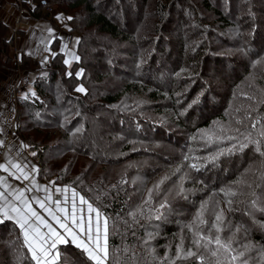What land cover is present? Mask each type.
Returning <instances> with one entry per match:
<instances>
[{
	"label": "rangeland",
	"instance_id": "1",
	"mask_svg": "<svg viewBox=\"0 0 264 264\" xmlns=\"http://www.w3.org/2000/svg\"><path fill=\"white\" fill-rule=\"evenodd\" d=\"M71 1L56 0L45 9L55 15L57 22L54 19L52 23L59 31L67 32L66 54L62 57L70 63L62 68V73L69 77L63 80L64 86L71 84L72 88L59 94L61 112L58 109L56 114L43 115L42 127L37 129L17 130L16 100V136L22 140L23 133L46 146L70 142L73 131L83 127L82 121L75 119L72 130L63 127L84 107L79 99L96 103L88 109L94 118L86 135L77 138L79 145L86 141L87 145L111 151V157L118 161L138 154L119 162L117 167L119 174L133 171L129 178L135 189L146 193L151 190V194L166 189V195L173 193L179 195L177 198L195 195L186 197L178 207L179 214L186 215L188 223L195 224L202 235H219L222 242H230L232 251L226 253L221 249L219 262L243 264L246 260L247 264H264V156L256 151L255 144L237 150L239 144L248 142L245 137L250 133L264 151V137L260 135L264 131V0H110L107 13L113 14L121 34L112 36L92 29L85 69L79 61L75 62L80 36L70 30L81 7H71ZM164 3H171L168 12ZM208 5L229 17L231 25L223 27ZM20 7L24 6L16 5L17 11ZM57 16L63 19L58 20ZM16 48L14 34L10 46L13 58L1 68L14 65L18 72L27 75V66L13 62L21 60ZM92 51L98 54H91ZM81 69L86 71L83 79L75 80L74 75ZM32 84L21 83L17 93L31 94ZM78 86H83L85 92H77ZM114 95L112 101L106 99ZM198 105L204 123L195 126V114L191 126H180L183 117L176 113V108L190 106L192 110ZM22 112L18 121L33 126L24 108ZM87 113H83L84 119ZM256 121L259 123L253 128ZM121 123L127 125L124 131H129V135L119 129ZM205 132L213 135L212 142ZM217 136L219 140L215 139ZM233 145L237 147L230 154L220 155L214 163L210 161ZM50 152L44 156L43 170L55 178L58 174L59 184L71 186L85 196L67 180L93 168L90 156L56 146ZM192 164L200 166L199 172L190 167ZM101 169L104 173L107 168ZM115 170L116 166L109 174H116ZM198 211L206 221L203 225L196 219ZM217 214L222 215L221 221H216ZM214 224L221 231L217 232ZM160 230L161 226H156L150 235L159 236ZM63 255L71 257L65 251ZM232 256L238 259L232 260Z\"/></svg>",
	"mask_w": 264,
	"mask_h": 264
},
{
	"label": "trees",
	"instance_id": "2",
	"mask_svg": "<svg viewBox=\"0 0 264 264\" xmlns=\"http://www.w3.org/2000/svg\"><path fill=\"white\" fill-rule=\"evenodd\" d=\"M34 1L33 7L27 6L25 2L22 1L26 14L31 18H45L54 22L53 16L45 7L56 0H47L44 2L40 0ZM109 2L110 0H72L69 3L71 7H81V14L79 17L76 16L72 19V21H74L71 23L70 30L76 32L80 36L78 44L79 59L75 62L77 63V61H79V63L83 64L85 66L84 69L88 66L87 60H89V56L87 52H90V39L88 35L92 32V29L97 30V32H105L112 36L121 34L119 25L115 21L113 14L108 15L107 13L106 6ZM16 4L19 5L18 3ZM170 4H163L166 12H168V8H171ZM208 7L214 11L217 20L223 27L231 25L229 17H226L220 10H217V8H214L212 5H208ZM162 15L160 11V18ZM13 36L14 34L11 28L0 14V68L9 65L10 60L13 58L10 55V46ZM91 54L98 53L92 51ZM62 55V53L57 51L55 55L51 56L46 72L44 74H38L32 79L33 84L31 86L33 87V92L31 94L25 93V95H20L17 93L18 111L15 120L18 131L28 130L29 128L32 129L33 127L36 129L42 127L41 124H43V121H41V117L43 115L47 116L50 112L56 114L58 113V109L61 112L63 103L62 97L59 94L65 89L72 88L71 84L66 86L63 84V80H69V77L62 73V68L66 66L64 63L65 59ZM13 62H16L20 67H28L27 58L23 57L19 62L14 59ZM84 69L79 71L82 73L79 77L74 75L73 78L75 80L83 79L86 72ZM33 93H35V95H33ZM87 95L88 93L84 95V98ZM24 97L27 98L25 99ZM114 98L115 95L113 97H106L109 101H112ZM84 101L83 98L79 99L81 106H84L78 111L79 117L76 115L63 127L65 130L66 127L67 130H72L74 128L75 119L82 121L83 127L79 129V131H73L70 136V142L65 141L46 146V144H40L35 137H29L23 133L22 141L31 154L33 152L36 153V155H32V157L38 166L40 175L49 176L50 173L43 170V165L46 160L45 157L51 153L50 151L52 149H55V146L59 150L62 148H69L78 153L81 151V154L84 156H90L91 164L94 165L93 168H87L80 173H76L74 177L67 181L80 190L88 199L92 200L94 205L98 207L105 216L109 217L108 244L111 252L109 264H189L192 261L199 263L194 258H176V248L181 244L184 250L181 254L182 256L191 248L193 251H198L205 256L204 264H216V258L210 257L203 249L198 250L194 247L192 241L195 238L194 232L197 231L198 227L195 224L188 223L186 215H181L178 211V207L185 203L186 197L193 198L195 195L188 194L185 197L182 196L181 198H177L179 195L173 193L170 196H168V194L166 195V189L151 195H149V192H144L143 189H135L136 185L131 184L129 178L133 171L128 170L127 174H119L117 167L119 162L137 156L138 154L124 157L118 161L111 157V151L107 152L96 145H87L86 141L83 145H79L78 139L80 135H86V131L91 125L90 120L92 121L94 118L91 116L92 114L88 112V109H91V106L96 104L90 102L85 103L86 101ZM23 108L26 111L25 115L30 118V122L33 123V126L32 124L28 125L27 123L18 121V117L23 115ZM179 108H181V106L176 108V113L183 117V121L181 119L179 122L180 126L186 128L191 126V121L194 120L195 114L198 120L195 122V126L204 123V121L200 120L201 114L200 111H198L199 105L193 107L192 110L190 106L182 110ZM84 112H88L86 115L88 116L87 119L82 117ZM124 128H127V125L121 123L119 129L124 131ZM65 130L62 129L63 132ZM124 133L130 134L129 131H124ZM178 146L180 148L185 147V145ZM92 147L94 149H92ZM97 166H99L97 171L93 172ZM115 166L116 170L114 172L116 174L110 175L111 173L109 174V172H112ZM103 167L107 168L104 173L101 171ZM203 168L205 169L204 166ZM137 169L136 167V170ZM194 171L199 172L195 169ZM65 173L66 171L63 172V174ZM90 173H93L92 176L89 175ZM56 175V179L58 180V174ZM208 177L210 176L208 175ZM180 192L183 193V191ZM159 203H163L166 206L161 207L162 204L158 205ZM242 211L244 214L247 212L246 209ZM174 221L179 222L173 223ZM188 225L192 226V231H189ZM156 226H161L162 230H160L159 236L153 237L150 234L156 231ZM255 237L259 238L257 235ZM259 239L261 241V238ZM212 246L213 245H209L210 248H213ZM61 247L63 248V252L65 251L71 256L66 258L63 252L61 254L63 259L70 261V264H92V262L88 261L74 245L62 244ZM0 264H32L27 249L22 247V239L19 237V231L11 221H5L0 224ZM219 264L221 263L219 262Z\"/></svg>",
	"mask_w": 264,
	"mask_h": 264
},
{
	"label": "snow or ice",
	"instance_id": "3",
	"mask_svg": "<svg viewBox=\"0 0 264 264\" xmlns=\"http://www.w3.org/2000/svg\"><path fill=\"white\" fill-rule=\"evenodd\" d=\"M57 19H63L62 16H57ZM71 20L72 17H67ZM51 33V29L48 30ZM55 55V53H53ZM78 60L79 57H76ZM64 63L68 65L69 60H65ZM256 63H260L257 61ZM82 73L77 72L76 76L79 77ZM77 92H85L83 86H78L76 88ZM35 95V93H33ZM25 99L27 97H24ZM195 103V101L193 102ZM240 123V121H237ZM256 121L252 124L255 128ZM239 131V129H237ZM208 137V141H213V135L207 132L204 133ZM260 135L264 137V131H261ZM219 140L217 136L215 138ZM229 139H233L229 137ZM248 141L247 143L239 144L237 150L243 151L247 148L249 144L256 145V151L264 156V151L260 148V141L251 139V134L245 137ZM4 145V141L0 140V146ZM24 147H27L26 145ZM236 145L227 150H221L217 155L210 158L211 162H215L220 155L230 154ZM32 155H36L35 152ZM196 171L200 170L196 164L190 165ZM0 170H3L9 174L12 178L21 181H29L32 187H22L16 188L12 185L7 184V182L0 177V186L3 190L0 191V224L5 221H11L19 228V237L22 238V247L28 250L32 264H70V261L62 258L61 253L58 251L57 246L61 244H71L74 245L76 249L81 251V254L86 257V259L92 264H109L111 258L110 247L108 244L109 237V217L105 216L99 208L95 207L93 203L89 202L85 196L78 193L75 189H71L72 200L71 208L67 207L68 198L65 195L63 201L59 198L53 199L52 194L49 192L47 187H42L36 184V181L32 173L36 172L37 169L34 167L29 171L28 165L26 163H18L13 160H8L7 165L0 163ZM163 183V181H161ZM159 187V185H157ZM43 191L46 193L44 198H39L36 196L29 197L26 193L33 191ZM183 189H181L182 191ZM69 191L68 187L63 189L57 188L56 192L67 193ZM234 195L235 193H231ZM149 195H151V190H149ZM11 197V199H9ZM77 197H79V205L77 204ZM230 203V202H229ZM35 204L37 208L33 207ZM51 205H55L52 207ZM86 205L87 209V219H85V209L83 206ZM162 204L161 207H165ZM204 205H202V208ZM94 214V216H93ZM202 217V212L198 211L196 214V219L199 224L203 225L206 223ZM50 218V219H49ZM159 218V217H157ZM59 226V231L57 227ZM222 215H216V221H221ZM189 231H192V226H187ZM216 231L219 232L221 229L217 225H213ZM46 230V231H45ZM194 239L192 241L196 249H203L204 252L208 253L210 257L216 258V264H219V256L221 249L224 252L230 253L232 251L230 242H222L219 235L214 238L210 236L202 235L200 231L194 232ZM215 245L214 248H210L209 245ZM182 244L178 245L176 248V258L177 259H188L194 258L199 262V264H204L205 256L198 251H193L189 248L186 253L182 256L183 252ZM243 256V253L239 254ZM232 260L238 259L237 256H232ZM243 264H247L245 260Z\"/></svg>",
	"mask_w": 264,
	"mask_h": 264
},
{
	"label": "crops",
	"instance_id": "4",
	"mask_svg": "<svg viewBox=\"0 0 264 264\" xmlns=\"http://www.w3.org/2000/svg\"><path fill=\"white\" fill-rule=\"evenodd\" d=\"M23 1L28 6L27 1L29 2L30 0ZM0 4L1 16L8 23L13 34L17 35L19 47V53L17 54V57L19 60L23 59V57L27 58L28 67L26 70L28 72L27 75L31 79L35 78V70H39L42 63L49 61L53 53L58 51L63 55L66 54V39L68 37L67 32L59 31L58 27H56L49 19L31 18L27 14L19 15L16 8L17 4L14 0H0ZM54 17L55 15L53 16V19H55ZM56 22L57 21L55 19V23ZM49 29L52 30L51 33L48 31ZM17 73L18 71L14 65L12 68H0V140L4 141V154L0 159V163L7 165L8 160H13L14 162L18 163H26L28 165L29 171L34 167L37 169V171L32 173V175L36 181V184L42 187H47L54 200L59 198L61 201H63L66 195L68 198L67 207L70 209L72 200L71 189L74 188L59 184L54 176L40 175L38 172V166L34 161L31 152L26 147H24V142L15 134V111L9 98V87L11 86V82ZM0 177H2L7 182V184L16 188L32 187V184L29 181L16 180L3 170H1ZM65 187L69 188L67 193L56 192L57 188L63 189ZM2 190L3 187L0 186V191ZM26 195L29 197L36 196L39 198H44L46 193L33 189V191L26 193ZM9 199H11V197H9ZM76 199L77 204L79 205V197ZM51 206L55 207V205ZM33 207L42 212V210L38 209L35 204H33ZM83 207L85 209V219H87L86 205ZM50 222H52L59 231H63L62 229H59L58 225H55V222L51 220ZM16 228L20 232L19 228ZM59 247L60 245L57 246L58 251L60 250Z\"/></svg>",
	"mask_w": 264,
	"mask_h": 264
},
{
	"label": "built area",
	"instance_id": "5",
	"mask_svg": "<svg viewBox=\"0 0 264 264\" xmlns=\"http://www.w3.org/2000/svg\"><path fill=\"white\" fill-rule=\"evenodd\" d=\"M14 1L21 5L23 0H14ZM27 3H28V6H31V7H33V5H34V2L31 3V0L29 2L27 1ZM18 14L19 15L26 14L25 8L24 7H20L18 9ZM16 50H17L16 51V55H17L19 53V47L16 48ZM48 62L49 61H46L45 63H42L41 68H39V70H35V75L34 76H36L38 74H41V73L43 74V72L48 67V64H49ZM23 82L24 83H30L31 80H30V77L28 75H22L20 72L17 73V77L15 78V80H13L11 82V87L9 89V98H10V100L12 102V106H13L14 111H15L14 104H15V102L17 100V92H18L20 84L23 83ZM0 118H1V114H0ZM3 154H4V146H0V159L2 158ZM0 173H1V170H0ZM189 264H199V263H197L195 261H192Z\"/></svg>",
	"mask_w": 264,
	"mask_h": 264
},
{
	"label": "bare ground",
	"instance_id": "6",
	"mask_svg": "<svg viewBox=\"0 0 264 264\" xmlns=\"http://www.w3.org/2000/svg\"><path fill=\"white\" fill-rule=\"evenodd\" d=\"M31 82H32V79L30 78Z\"/></svg>",
	"mask_w": 264,
	"mask_h": 264
}]
</instances>
